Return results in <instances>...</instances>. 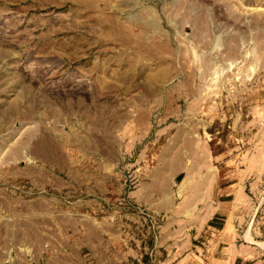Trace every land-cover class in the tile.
Masks as SVG:
<instances>
[{"label": "rangeland", "instance_id": "rangeland-1", "mask_svg": "<svg viewBox=\"0 0 264 264\" xmlns=\"http://www.w3.org/2000/svg\"><path fill=\"white\" fill-rule=\"evenodd\" d=\"M2 170L27 200L44 172L120 184L106 216L149 264L175 212L215 209V257L264 264V0H0ZM146 182L167 212L132 200Z\"/></svg>", "mask_w": 264, "mask_h": 264}, {"label": "crops", "instance_id": "crops-1", "mask_svg": "<svg viewBox=\"0 0 264 264\" xmlns=\"http://www.w3.org/2000/svg\"><path fill=\"white\" fill-rule=\"evenodd\" d=\"M22 173L17 172L12 178L25 179ZM46 173L45 182L41 184L48 191L46 195L27 200L10 190V172L0 171V264L150 263L149 244H124L119 220L106 216L105 205L111 200L118 201L122 194L120 184L112 188L100 181L91 184L74 171L67 172L66 179ZM59 193L66 196L59 197ZM130 197L157 213L171 208L168 185L159 188L146 182L131 192ZM218 213L215 209L208 217H195L190 213L176 217L178 212H175L161 229L157 245L160 264L240 263L238 255L224 260L214 255L216 247L230 237L232 226L227 216L225 220L220 219V229L212 226ZM209 222L212 232L209 233L214 237L212 244L195 245L194 239L204 236ZM200 253L203 256L197 255Z\"/></svg>", "mask_w": 264, "mask_h": 264}]
</instances>
